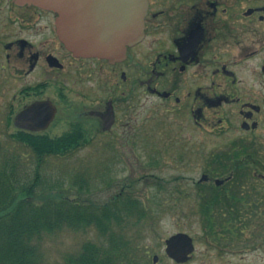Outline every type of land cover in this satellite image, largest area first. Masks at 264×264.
Masks as SVG:
<instances>
[{"label":"flooded vegetation","instance_id":"flooded-vegetation-1","mask_svg":"<svg viewBox=\"0 0 264 264\" xmlns=\"http://www.w3.org/2000/svg\"><path fill=\"white\" fill-rule=\"evenodd\" d=\"M147 1L144 37L127 47L124 59L111 63L67 50L52 11L0 0L7 32L0 38L7 61L2 68L29 82L16 92L15 100L23 102L10 106V125L50 137L78 127L89 144L106 136L138 143L147 120L135 127L128 112L153 98L163 112L152 118L150 128L164 134L176 119L178 124L185 119L224 144L193 182L192 207L202 223L207 220L201 240L210 258L215 264H264V0ZM33 76L39 80H30ZM50 90L54 98L47 95ZM72 92L78 97L73 106ZM45 101L56 108L47 129L15 127L17 114ZM73 108L75 117L59 131L62 114ZM191 239L194 249L185 261L168 259L193 261L196 240Z\"/></svg>","mask_w":264,"mask_h":264},{"label":"rangeland","instance_id":"rangeland-1","mask_svg":"<svg viewBox=\"0 0 264 264\" xmlns=\"http://www.w3.org/2000/svg\"><path fill=\"white\" fill-rule=\"evenodd\" d=\"M2 28L0 16V38L7 33ZM3 66H7V61L0 44V168L18 162L15 168L21 173V183L28 184L33 178L36 158L29 149L8 137L15 129L7 119L10 106L16 109L23 102L15 100L16 92L29 82L11 76ZM30 80L38 81L39 77L33 76ZM47 95L54 98L55 92L50 90ZM77 98L72 92L69 105L73 106ZM161 112L162 105L153 98H144L129 110L133 126L140 127L147 120L144 129L147 134L138 135V143L132 142L131 137L118 142L106 136L68 156L47 158L41 170L43 184L35 191L38 196L35 200H40L43 192L46 195L51 186L62 188L70 198L98 204L113 201L120 192L131 194L139 202L138 210L143 218L134 213L113 226L118 233L134 240L133 245L138 249L131 252V257L136 264H145L147 260L146 264H151L154 255L158 256L157 264H175L164 254V240L178 232L187 233L196 240V257L188 264H215L201 240L202 220L195 214L197 207H192L196 204L193 182L201 177L209 158L223 150L224 144L204 130L193 128L185 119L178 124L172 117L176 124L164 134L150 128L152 118ZM64 113L65 122L59 126V131L67 130L76 115L74 108L69 114ZM134 130L137 131H131ZM116 134L114 137L119 136ZM82 178L89 183L87 191H84ZM177 200L182 203L180 207L173 205ZM97 229L94 226L78 231L65 228L43 236L38 244L45 264L60 263L65 255L78 251L86 241L107 247V236H101Z\"/></svg>","mask_w":264,"mask_h":264},{"label":"trees","instance_id":"trees-1","mask_svg":"<svg viewBox=\"0 0 264 264\" xmlns=\"http://www.w3.org/2000/svg\"><path fill=\"white\" fill-rule=\"evenodd\" d=\"M8 137L30 150L36 166L28 184L21 183V173L15 168L18 162L0 168V264H45L38 244L43 236L65 228L78 231L92 226L98 228L101 236H107V247L86 241L78 251L65 255L56 264H136L131 257V252L138 249L133 245L134 240L118 233L113 226L134 213L143 218L139 214V202L131 194L120 192L113 201L98 204L70 198L62 188L51 186L46 195L43 192L40 200H35L38 197L35 191L43 184L41 170L47 158L65 157L90 145L80 128L73 127L54 137L15 129ZM84 184L87 191L88 181ZM204 221L202 226L206 231V218Z\"/></svg>","mask_w":264,"mask_h":264},{"label":"water","instance_id":"water-1","mask_svg":"<svg viewBox=\"0 0 264 264\" xmlns=\"http://www.w3.org/2000/svg\"><path fill=\"white\" fill-rule=\"evenodd\" d=\"M52 11L59 40L77 57L118 62L126 49L144 36L147 0H17ZM56 108L48 101L35 102L16 115L14 125L29 131L47 129ZM43 121V122H42ZM26 122L25 125L21 124ZM42 126L37 127L39 125ZM165 253L175 262L192 253V239L177 233L165 241ZM157 262V256L153 257Z\"/></svg>","mask_w":264,"mask_h":264}]
</instances>
